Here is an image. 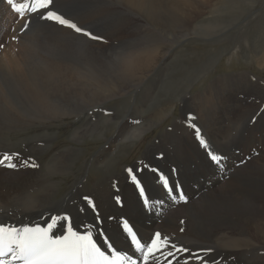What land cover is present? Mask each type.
I'll return each mask as SVG.
<instances>
[{
    "label": "bare ground",
    "instance_id": "obj_1",
    "mask_svg": "<svg viewBox=\"0 0 264 264\" xmlns=\"http://www.w3.org/2000/svg\"><path fill=\"white\" fill-rule=\"evenodd\" d=\"M207 1L57 0V6L63 12L70 11L79 26L104 37V41H93L59 26L21 33L24 21L0 0V45H3L0 49V154L18 153L9 140L11 133L70 116L88 118L71 136L74 145L83 143L87 134L99 129L98 118L106 124L116 120L112 109L105 107L108 101L122 98L128 103L131 94L137 91L141 92L139 102L116 122L112 136L91 158L89 167L92 170L104 167L124 139H138L136 144L141 145L143 134L154 125L145 122L142 115L147 113L145 107L154 99L167 75L169 48L178 43V38L198 34L192 24ZM110 15L115 17L110 19ZM135 15L147 25L148 21L156 23L164 32L163 40H156L148 28L141 29L146 24L136 22ZM108 17L117 20L111 25L105 21ZM13 36L18 39H12ZM123 40L122 51L111 50ZM250 83L249 76L240 73L230 78H215L197 94L182 95L175 120L148 144L140 160L134 163L133 169L144 161L163 172L171 185H179L187 198L184 204L178 195L175 201L171 200L154 179L155 174L145 170L140 176L145 178L147 194L153 201L163 200V204L144 208L127 177L125 169L129 167L126 166L116 174H99V181L89 192L84 189L88 178L76 181L63 199L56 200L55 195L63 187H58L52 178L71 171L78 148L72 144L57 152L42 170L39 161L44 156L41 155L53 142L49 134L42 132L20 139L23 154L19 153L14 162L21 166L15 170L0 166V221L46 226L49 216L67 214L80 232L86 230L85 225H94L93 235L102 249L106 246L100 232L118 251L132 255L119 224L125 218L145 242L160 231L177 246L183 245L193 252L213 249L206 259H215L217 264H264V151L234 152L232 138L233 127L246 108L240 93L247 91L250 93L247 96L255 93L254 101L264 97V91L257 94L259 90L254 81ZM231 89L237 94L233 95ZM168 110L162 107L157 113L163 116ZM189 114L195 118L192 122L201 129L212 150L224 157L219 165L209 159L195 139L194 131L187 127ZM134 120L140 123H132ZM261 125L257 129L263 134ZM253 141L251 145L258 148V141L264 142V139L255 135ZM94 144L95 140L89 145ZM29 158L39 167H23L22 162ZM85 195L96 204L99 224L96 214L82 199ZM117 195L123 202L120 208L114 201ZM62 232L61 226L54 230L55 235Z\"/></svg>",
    "mask_w": 264,
    "mask_h": 264
},
{
    "label": "rangeland",
    "instance_id": "obj_2",
    "mask_svg": "<svg viewBox=\"0 0 264 264\" xmlns=\"http://www.w3.org/2000/svg\"><path fill=\"white\" fill-rule=\"evenodd\" d=\"M65 12L66 14L68 13L69 17H73L70 11ZM135 16L134 19L139 24L147 23L143 18L138 17V15ZM109 17L112 19L115 16L110 15ZM109 17L105 21L113 25L117 19L110 20ZM192 26L196 28L198 34L193 33L188 37L178 38V43L171 45L169 48L171 56L166 63L168 67L167 75H165L164 82L154 99L145 107L144 110L147 113L142 115L145 122L150 121L154 125L143 134L144 139H142L141 145L136 144L138 139H124L118 144L116 152L110 156L111 159L107 161L104 167L93 168V170L92 167H89L91 158H93L98 150L100 151L112 136L116 129V122L122 120L127 115L128 109L135 102H139L141 94L139 91L131 94L128 103H124L122 98L108 101L105 107L112 109L116 120L114 123L106 124L105 121L103 122V119L98 118L100 119L98 120L99 129L87 134L83 143L74 145L71 141V136L76 128L81 127L87 121V116L80 118L81 120L76 119L74 116L67 117L64 120L55 119L51 122L42 123L41 126L38 124L9 135L10 142L16 146L15 150L20 154H23L20 148V139L33 137L42 132L49 134L53 138L49 150H45L46 153L44 152L41 155L44 156L39 161L42 165V170H45L48 165L46 162H50L51 157L53 155L56 156L57 152L63 151L72 144L78 148L71 171L52 178V181L58 187H63L55 195L56 200L63 199L74 187L76 181L88 178L84 189L89 192L91 186L99 181V174H116L126 167L134 168V163L140 160L142 152H144L148 144L152 143L175 120L176 114L181 108L182 95L197 94L204 91L215 78H230L232 75L246 74L249 76L250 82L254 81L259 90L257 94H263L264 0H208L207 3L202 4V7H200L199 14L197 17L195 16ZM146 28L154 34L156 40H163L164 36L162 33L164 34V32L157 27L156 23L148 21V25L146 24V27L141 29L144 30ZM124 42L123 40L122 43L119 42L112 46L111 50L114 52L122 51V44ZM231 91L233 95L237 94L236 90L231 89ZM240 94L243 95L246 108L241 113V119L237 124L235 123V127L232 130L233 133L231 132L232 138L234 136L235 140V148L233 147V150L234 152L237 150V152H240V149L253 151L252 153L258 150L263 152V141H258L260 145L258 148H254V144L251 145V142L254 143L253 137L255 135L260 140L264 139V133L260 134V129H257L259 124H262L261 126L264 127V97L260 98V102V100L254 101L255 96L253 97V94L255 93H251L252 95L250 96H247L250 94L247 91ZM250 105L254 106L255 109H251ZM162 107L169 108L163 116L157 113ZM245 111L248 112L246 113ZM234 121L235 119H232L233 123ZM109 126L112 130H109ZM93 140L96 141V144L89 145ZM221 157L224 159L222 155Z\"/></svg>",
    "mask_w": 264,
    "mask_h": 264
},
{
    "label": "snow or ice",
    "instance_id": "obj_3",
    "mask_svg": "<svg viewBox=\"0 0 264 264\" xmlns=\"http://www.w3.org/2000/svg\"><path fill=\"white\" fill-rule=\"evenodd\" d=\"M12 13L23 20L20 28L21 33H27L33 28L39 30L47 26H59L72 30V32L93 41H104V37L96 35L93 32L81 27L77 22L64 13L57 6V0H6ZM15 31V29L13 30ZM12 39H18L13 36ZM3 47V45H0ZM195 118L189 114L187 117V127L194 131L195 139L203 148L209 159L219 165L223 159L217 155L211 148L201 132V129L192 121ZM139 124V120L132 121ZM19 158V153L4 152L0 154V166L8 169H17L18 165L14 160ZM162 158V154H161ZM140 167L135 169L129 167L125 171L131 183L135 186L138 198L144 208H151L155 204H163V200L153 201L146 191L144 177L140 174L147 170L155 174L154 179L158 181L162 190L171 200H187L179 185H171L169 178L158 168L140 161ZM23 167L38 168L39 165L31 158L22 162ZM175 172V169H173ZM86 206L96 214V221L99 223V213L93 199L87 195L83 196ZM117 205L123 206L122 199L119 195L114 197ZM84 211L83 208L80 209ZM112 219V217H110ZM183 223V221H181ZM122 233L130 242L129 246L132 255L127 252L118 251L110 239L103 233L102 246L94 239V225H85V231L80 232L72 225V219L69 215H52L45 221L46 226L40 224H12L0 221V264H217L215 259L209 260L206 257L213 251L211 248H202L198 252H193L183 245L177 246L172 239L163 235L160 231L154 232L148 241H143L138 236L134 227L125 218L119 221ZM61 226L63 232L55 235L54 230ZM183 232L184 229L181 228ZM138 254V255H137ZM136 258H133V257Z\"/></svg>",
    "mask_w": 264,
    "mask_h": 264
}]
</instances>
